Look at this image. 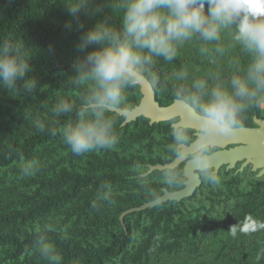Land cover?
<instances>
[{
  "label": "rangeland",
  "instance_id": "rangeland-1",
  "mask_svg": "<svg viewBox=\"0 0 264 264\" xmlns=\"http://www.w3.org/2000/svg\"><path fill=\"white\" fill-rule=\"evenodd\" d=\"M96 2L103 4L106 0ZM104 14L111 17L112 23H120L119 13L113 15L111 9L105 7ZM90 17L94 23L101 18L99 15ZM203 47L207 51L200 50V43L186 44L173 62L159 58L155 62L175 81H180L175 74L181 70L188 74L183 80L188 82L209 75L227 80L233 74H243L247 56L231 47L228 37H223L219 44ZM217 47L223 51L217 52ZM18 87H22V82H18ZM47 87L39 85L26 96H13L0 87V107L3 109L0 123L11 120L12 133L22 139L36 131L37 121L45 125L47 119L54 116L52 108L58 99H75L78 95L77 91L71 90H55L48 94ZM126 94L128 100L124 108H133L140 103V85L127 90ZM108 115L115 120V127L125 120V116L116 111ZM261 117H264V109H261ZM147 120L150 119L140 116L128 122L129 127L117 133L119 143L115 149L81 155H73L63 143L61 127L57 139L38 146L37 154L29 158L39 161L40 170L34 176L20 175L19 159L0 168V213L27 209L53 192L44 183L55 180L63 169L98 175H131L155 165L138 164V159H170L167 152L170 136L164 126L172 120L162 121L163 125L151 137H145L142 132L147 128ZM6 141L0 138V147ZM241 164L239 162L234 168L221 166L217 171L221 178L219 186L202 182L190 197L168 200L154 208L124 215L123 219L132 225L133 239L127 252L113 257L109 264H264V175L259 176V170H253L251 165L240 170ZM159 179V170L154 169L147 177L112 182L92 198L91 207H86L79 198L65 202L46 216L36 214L34 219L19 227L21 230L49 227L84 244L108 243L121 230L115 219L118 208L131 202L139 203L142 193L157 195L161 192L160 196L165 188L180 189L168 186L157 189L153 183H160ZM176 233L181 234L178 245L174 249L163 248L172 242ZM146 244L149 245L147 255L139 256ZM10 251L9 245L0 244V264H37L40 261L35 256L38 247L18 256L10 255Z\"/></svg>",
  "mask_w": 264,
  "mask_h": 264
},
{
  "label": "clouds",
  "instance_id": "clouds-1",
  "mask_svg": "<svg viewBox=\"0 0 264 264\" xmlns=\"http://www.w3.org/2000/svg\"><path fill=\"white\" fill-rule=\"evenodd\" d=\"M61 3L72 18L65 28L71 29L75 21L81 31L76 45L81 55L72 62L75 75L71 82L90 85L78 108L63 98L52 108L56 117L74 113V121L61 130L63 143L73 155L116 148L119 136L115 120L108 113L123 109L127 90L142 81L158 84V76L149 71L157 58L171 63L184 45L200 43V50L207 51L203 45L219 44L223 37L247 56L243 74H233L227 80L211 75L193 78L190 85L177 86L173 96L180 118L169 124L170 159L159 166V182L170 188H181L192 180L219 186L214 148L243 127V114L250 108L264 109V0ZM105 7L113 15L120 14L119 25L104 14ZM81 15L101 18L85 28ZM216 51L223 49L217 47ZM31 71L18 45L9 40L0 42V87L13 96L32 94L39 84ZM175 75L180 81L188 77L182 70ZM36 128L45 131L39 121ZM49 131L55 134L54 129ZM18 168L22 177H31L40 170L39 161L20 154ZM150 174V169H140L142 177ZM37 243L40 255L55 262L54 246L45 240Z\"/></svg>",
  "mask_w": 264,
  "mask_h": 264
},
{
  "label": "trees",
  "instance_id": "trees-1",
  "mask_svg": "<svg viewBox=\"0 0 264 264\" xmlns=\"http://www.w3.org/2000/svg\"><path fill=\"white\" fill-rule=\"evenodd\" d=\"M61 2L62 0H0V42L9 40L20 47L22 57L29 60L32 69L30 74L36 78L40 86L48 85L46 90L48 94L55 90L77 91L78 95L75 99L68 98V100L78 108L90 86L71 82L75 75L71 67L72 62L76 56L81 55L76 48L81 31L75 21L71 29L65 28V24L72 18ZM80 19L84 22L85 28L94 24L90 16L81 15ZM114 24L119 25L120 23ZM149 71L155 73L159 78V82L154 85V88L161 104L173 102L177 86L190 85L191 83L171 79L167 71L159 67L156 62L149 66ZM2 112L3 109L0 107V113ZM255 115L261 117V109L253 107L245 112L243 126H252ZM74 119V113L60 117L51 116L46 121L45 131L41 132L36 129V131L24 135L22 139L12 133L11 120L0 123V138L7 140L0 147V168L11 165L20 158V154L27 159L34 157L38 152V146L46 141L57 139L60 136L61 127L73 122ZM123 122L124 120L120 121L115 127L117 133L129 127ZM147 124V128L142 132V136L145 137H151L153 132L163 125L161 122L151 124L150 120H147ZM169 124L164 126L167 132H169ZM49 129H54L55 134ZM164 161L165 159L162 158L150 160L144 158L138 159V164L147 166L150 163L156 164ZM137 177H141L140 172L131 175H116L115 173L98 175L63 169L55 180H48L44 183L53 192L46 194L40 201L30 205L27 209L16 208L7 213H0V244L9 245L12 256H18L39 247L37 241L40 240L52 244L55 248L56 261H48L37 251L35 256L40 259L37 264H109L110 259L127 252L133 239L131 223L121 219L123 211L153 200L161 192L157 195L142 193L139 203L131 202L118 208L115 219L121 230L108 243L84 244L54 228L21 230L19 226L34 219L36 214L46 216L65 202L79 198L83 199L86 207H91L92 198L108 187L110 183ZM153 186L162 189L166 185L153 183ZM161 216L163 217V215ZM157 224H159V219ZM180 236V233H176L172 242L165 244L163 248L174 249L179 243ZM150 242L151 240L148 241V243ZM148 249L149 245L146 244L144 251L139 252V256H143V254L146 256Z\"/></svg>",
  "mask_w": 264,
  "mask_h": 264
},
{
  "label": "water",
  "instance_id": "water-1",
  "mask_svg": "<svg viewBox=\"0 0 264 264\" xmlns=\"http://www.w3.org/2000/svg\"><path fill=\"white\" fill-rule=\"evenodd\" d=\"M139 85L142 92L140 103L133 108L114 110L125 116L123 124H127L140 116L150 119L151 124L180 118V114L175 109L173 102L161 104L158 101L153 84L148 81H142ZM254 123L255 125L253 126L241 127L234 135L223 138L216 145L218 149L214 151V160L217 171L223 165H227V168H234L239 162H242L240 170L251 165L253 170H259V176L264 175V117L255 115ZM160 164L152 165L150 170H159ZM201 183L200 181L192 180L177 190L165 188L163 194L157 198L125 210L121 214V219L123 220L124 215L128 213L142 211L168 200H182L190 197Z\"/></svg>",
  "mask_w": 264,
  "mask_h": 264
},
{
  "label": "flooded vegetation",
  "instance_id": "flooded-vegetation-1",
  "mask_svg": "<svg viewBox=\"0 0 264 264\" xmlns=\"http://www.w3.org/2000/svg\"><path fill=\"white\" fill-rule=\"evenodd\" d=\"M217 148V147H216Z\"/></svg>",
  "mask_w": 264,
  "mask_h": 264
}]
</instances>
